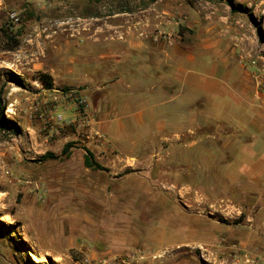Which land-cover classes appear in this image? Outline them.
<instances>
[{"label": "rangeland", "instance_id": "obj_1", "mask_svg": "<svg viewBox=\"0 0 264 264\" xmlns=\"http://www.w3.org/2000/svg\"><path fill=\"white\" fill-rule=\"evenodd\" d=\"M11 12L17 46L0 35V264H264L261 200L231 189L258 158L239 151L228 162L221 136L185 146L189 136H174L187 129L181 116L156 113L165 137L159 124L95 116L100 85L134 39L168 58L212 54L247 70L264 111V0H5L0 28ZM86 151L103 170L85 167ZM47 153L57 158L41 160ZM56 229L65 235L45 242ZM111 241L129 250L97 256Z\"/></svg>", "mask_w": 264, "mask_h": 264}, {"label": "crops", "instance_id": "obj_2", "mask_svg": "<svg viewBox=\"0 0 264 264\" xmlns=\"http://www.w3.org/2000/svg\"><path fill=\"white\" fill-rule=\"evenodd\" d=\"M3 4L5 0H0V5ZM126 44V51L117 55L114 64L118 76L100 85L101 97L95 110L96 118L111 121L126 118L128 122L135 123L134 127L146 123L150 127L154 123L155 127L159 124L154 119L157 112L168 120L181 116L187 129L182 133L175 132L174 136H189V145L185 146L213 142V138L221 136L219 148L230 156L228 162L233 163L239 151L245 157L258 158L251 166L241 165L239 170L246 179L232 181L231 189L246 194L255 205H259L261 200L264 215L263 100L250 73L239 66L215 63L212 54H189L176 50L168 58L166 51L160 50L158 46L152 47L148 41L134 39ZM168 62L171 63V69H168ZM107 88L111 91H107ZM226 97L229 101L224 100ZM107 98L111 99L110 104ZM159 127L161 131L165 127L164 123L159 124ZM209 129L212 131L208 132ZM160 131L159 135L165 137V131ZM148 135H151V131H148ZM260 180L263 181L260 191L250 192L255 186L257 188ZM228 221L230 223L226 225H234ZM64 231L56 229L50 232L52 236L45 242L59 240L60 234L65 235ZM82 233L87 236L86 231ZM126 235L122 233V239L126 240ZM125 244L115 245L111 241L106 252L101 253L103 249H97L100 250L97 256L101 258L116 250L127 252L129 249ZM47 250L44 253L48 255L50 250Z\"/></svg>", "mask_w": 264, "mask_h": 264}, {"label": "trees", "instance_id": "obj_3", "mask_svg": "<svg viewBox=\"0 0 264 264\" xmlns=\"http://www.w3.org/2000/svg\"><path fill=\"white\" fill-rule=\"evenodd\" d=\"M209 1L227 2L230 4V0H209ZM233 10L239 11V10H241V7L240 6L236 7ZM7 30H9V29L6 28L5 25H3L0 28V35L2 34L4 37H6L8 40H10V42L12 44L10 46H8L7 50H12L17 46V41L14 39V37L9 36V32ZM37 78H38L37 81L43 86L44 89L51 90L53 88V81L49 75H47L45 73H40ZM0 106H1V103H0ZM0 118H1V111H0ZM13 129L14 128H12V130ZM71 147H72V145L70 143L64 145L62 152H61V156H63V157L66 156L67 152L69 151V149ZM55 158H57V157H55L53 154L47 153L41 158V160L55 159ZM84 165H85V167L92 169V170H103L102 167L94 160L93 155L89 151H86V155L84 157ZM218 221H220L221 223H224V224L230 223L228 220H226L222 217H219ZM242 221H243V216L241 215L239 218L233 220L231 223L236 225V224H241Z\"/></svg>", "mask_w": 264, "mask_h": 264}, {"label": "built area", "instance_id": "obj_4", "mask_svg": "<svg viewBox=\"0 0 264 264\" xmlns=\"http://www.w3.org/2000/svg\"><path fill=\"white\" fill-rule=\"evenodd\" d=\"M18 20H19L18 15L15 12H11L8 14V19L7 22L5 23V26L11 28L12 25L18 22ZM240 61L243 62L245 65H248V67L250 65H254L255 63L254 61H248L247 58H243V57L240 58Z\"/></svg>", "mask_w": 264, "mask_h": 264}, {"label": "water", "instance_id": "obj_5", "mask_svg": "<svg viewBox=\"0 0 264 264\" xmlns=\"http://www.w3.org/2000/svg\"><path fill=\"white\" fill-rule=\"evenodd\" d=\"M220 222V221H219Z\"/></svg>", "mask_w": 264, "mask_h": 264}]
</instances>
